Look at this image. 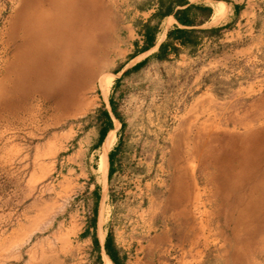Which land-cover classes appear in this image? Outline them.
I'll return each instance as SVG.
<instances>
[{
    "label": "rangeland",
    "instance_id": "374dc122",
    "mask_svg": "<svg viewBox=\"0 0 264 264\" xmlns=\"http://www.w3.org/2000/svg\"><path fill=\"white\" fill-rule=\"evenodd\" d=\"M158 1L77 0L70 11L81 26L67 32L93 39L85 58L97 69L79 72L80 42L71 57L51 37L30 65L33 75L46 71L45 80L29 75L31 85L0 101V264H99L95 232L89 237L81 221L91 225L97 206L86 193L99 180L92 145L107 125L104 111L120 124L108 183L107 210L118 218L111 246L145 244L156 230L141 225L144 213L172 226L186 257L198 236L203 264H264V102L251 105L264 92L251 88L264 82V63L225 68L214 61L216 45L191 59L151 55L133 67ZM34 3L0 0V73L22 44L8 31L13 13ZM108 74L113 84L112 75L100 80Z\"/></svg>",
    "mask_w": 264,
    "mask_h": 264
},
{
    "label": "crops",
    "instance_id": "0c3cea01",
    "mask_svg": "<svg viewBox=\"0 0 264 264\" xmlns=\"http://www.w3.org/2000/svg\"><path fill=\"white\" fill-rule=\"evenodd\" d=\"M172 3L173 4L169 12L156 22L157 27L154 33L153 42L147 45L144 40L143 32L140 35L142 39L138 37V41H136L138 45L135 48V54L132 56V58L139 56L142 57H140L141 59L135 61L133 66L140 64L143 62L142 60L148 58L151 55L153 57L155 52H157L159 45L166 39L168 31L176 27L197 29H211L216 27L221 28L218 30L219 34L217 35H214L209 31L200 33L197 38V45L194 48L183 46L179 42H176V45L179 47V52L176 55L171 54L170 58L174 57L175 59L183 60L191 59L192 57L196 56V53L201 52V50L217 45L220 48V52L217 54L218 56H216L217 60L215 58L214 61L225 68H228L235 63H240V61H242L244 64L250 65V62L255 59H257L258 62L264 63V0H176V2ZM74 4H77V0H72L68 8L59 9L57 14L59 16V12L61 10V16L64 14L62 19L63 21L69 20V24L81 25L78 23V21H71L72 17H74V20L78 17L74 14L72 16L70 11V8ZM189 5L209 7L211 9L209 18L199 26H188L179 23L174 17L175 11L186 8ZM157 9L158 6L155 9L149 11L155 12ZM150 14L151 13H149V15ZM150 16L146 18L145 21L149 20L151 18ZM142 46H145V48H141ZM192 52H194V54H191ZM263 65L264 64L261 66ZM111 75L113 76V84L114 74L104 75L100 78V80L103 77ZM251 88H257L258 90L264 89V82L260 83L259 85L252 84ZM254 96L255 98H253L251 105L253 107L261 106V103L264 102V92H257ZM90 107L91 106L89 105V108ZM251 118L253 117H249V119ZM112 124H114L113 134L109 136L107 141L101 144L110 129L106 130L103 138L100 136L98 142L92 145V152H99L97 158V171L99 173V180H95L93 184H90L91 186H89V192L86 193V196H94L95 199H97V206L95 209L96 223L93 226L92 224H88L87 221H81L82 225L84 226L83 231L88 232L89 237L91 234H93V232H95L99 242V231L102 226L104 227L105 231L101 240L105 239V235H107L108 232H111L112 229H116V225L118 226V218L116 219V217L113 215V212L111 214L108 213L107 210V200L109 197L108 183L111 179V176L116 173L117 169L115 142L117 140L118 129L116 128V122L114 123L112 121ZM88 184L89 182L83 181L80 187L84 188ZM101 203L102 206L100 208ZM142 214L144 213H141L140 216V222H142L141 225L145 228L151 226L153 223L156 231L150 235L149 240L145 244H140V242L137 241V247L135 246V248L131 247L133 243L130 244L128 242H119V239H114L112 247L117 250L115 253L117 254L119 264L121 262H123V264H203L204 249L199 244H197L200 240V237L194 236L195 241H193V245L191 246V255L186 257L182 251H179L178 244L173 242V232L175 231H172V226L169 227L163 220L160 224H157L159 225L157 226L154 222V218L152 219L150 216L145 217V215L143 216ZM98 217L101 219L99 224ZM121 235L122 231L117 230V236ZM103 249V247L102 249L100 247L102 261L104 255L102 252ZM132 250L133 255H129V251ZM104 253L106 254L105 249ZM124 255L125 258L123 259L122 256ZM110 261L112 264H114L111 259ZM107 264L109 263L107 262Z\"/></svg>",
    "mask_w": 264,
    "mask_h": 264
},
{
    "label": "bare ground",
    "instance_id": "6f19581e",
    "mask_svg": "<svg viewBox=\"0 0 264 264\" xmlns=\"http://www.w3.org/2000/svg\"><path fill=\"white\" fill-rule=\"evenodd\" d=\"M71 2L72 0H36V3L32 5L27 4V9H24V6H20L18 9L15 8L16 10L13 13V19L9 25L10 30L8 31L11 33L10 37L13 39L19 37L22 41V44L17 46L14 52L8 57V59H6L5 65L3 66L0 73V101L6 97L15 96L18 93H22L17 91L21 90V88L24 86L27 87V85H31L32 81L30 80L31 77L29 75H33L30 72V65L34 60L33 53L37 50L39 51V49L45 50V44L48 43L47 40L51 37H54L53 39H55L56 45L61 44L64 54L68 53L70 50L72 51V48L76 47L75 45L77 41L80 42V48H83L81 50L82 52L80 54L76 53V55H74L75 59L73 58L77 68L79 69V72L88 74L97 69L98 63L96 61H86V58L89 59L90 55L92 54L90 50L92 46L91 42H94L93 39L86 41L80 38L81 35H79V37L75 36V32H70L68 34L67 30L73 29L75 25L69 24V20L63 21L57 14L59 9L68 8ZM72 54L73 53H71V55ZM66 60L67 59H65V61ZM45 73L46 71L44 73L36 72L33 75V77L35 76L37 83L45 80ZM60 73H62V71ZM39 88L45 89V82L33 89ZM93 104L94 102L92 101L89 105L93 106ZM104 260L105 264H107L105 257Z\"/></svg>",
    "mask_w": 264,
    "mask_h": 264
},
{
    "label": "trees",
    "instance_id": "16d2710c",
    "mask_svg": "<svg viewBox=\"0 0 264 264\" xmlns=\"http://www.w3.org/2000/svg\"><path fill=\"white\" fill-rule=\"evenodd\" d=\"M178 1V0H177ZM172 2H176V0H159L158 1V9L157 11L151 16L149 20L143 25L144 26V40L145 43L150 44L153 42L154 39V33L156 31V22L152 23V20L157 19L160 20V18L164 15H166L171 6ZM211 9L206 6H199V5H189L186 8H183L181 10H177L174 13V17L177 19V21L181 24L188 25V26H199L202 23H204L205 20H207L210 16ZM221 27H216V28H211V29H197V28H173L168 31L166 39L159 45L157 52L153 55V57L157 60H167L170 59L171 54H178L179 52V47L176 45V42H179L183 46H189L191 48H194L197 45V38L200 33H204L209 31L210 33H215L217 32ZM141 48H145V46H142ZM144 62V61H143ZM141 62L138 65H135L133 67H138L143 64ZM112 104V110H114V103L111 101ZM103 114L106 117V122L107 125L105 128H103L100 136L103 138L105 135L106 130H109L102 141L101 144L105 143L109 136L113 134V124H112V119L107 111H104ZM116 114V113H115ZM118 118V116H117ZM117 124L119 122L116 120ZM96 223V215H94L93 219L91 220V224L94 226ZM103 230L102 228L99 231V238H102ZM109 237H110V232H108V235L106 237L105 243H104V249L107 256L105 253L103 255V264H105L104 257L106 258L107 262L109 264H112L110 259L114 262V264H119L118 263V257L117 254L115 253L117 250L113 248L109 242ZM93 240V246L94 250L97 251V259L99 261V264H102V259L100 255V244L99 241L96 237V234L94 233L92 236ZM110 258V259H109ZM122 258H125V255L122 256ZM120 264H123L121 262Z\"/></svg>",
    "mask_w": 264,
    "mask_h": 264
}]
</instances>
